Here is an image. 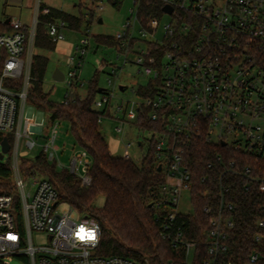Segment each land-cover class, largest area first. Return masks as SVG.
<instances>
[{
  "label": "built area",
  "instance_id": "2783aa9c",
  "mask_svg": "<svg viewBox=\"0 0 264 264\" xmlns=\"http://www.w3.org/2000/svg\"><path fill=\"white\" fill-rule=\"evenodd\" d=\"M89 1L92 7L85 18L89 20L93 12V23L99 20L97 12L102 7L97 1ZM141 1L132 0L131 17L114 37L122 66L134 63L147 84L140 87L142 94L140 89L132 91L134 99L126 103L125 111L117 106L116 112H124L138 126L146 120L158 123L155 131L139 126L151 134L149 147L154 141L156 163L162 167L165 180L153 207L162 225V238L180 248L190 262L195 244L183 239V227L177 223L179 196L182 190H192L183 145L203 139L209 145L229 147L234 152L254 155L257 162L264 161V0H153L163 9L172 10L171 14L162 11L171 22L164 26L161 37L158 28L162 15L143 18ZM42 4L36 0L30 24L11 20L8 31L0 27V148L3 134H13L11 150L15 148L16 159L12 169L17 191L0 194V264H14V260L23 264H144L97 255L101 237L98 222L61 202L48 179L24 178L20 173L18 158L28 155V151L19 152L22 138L33 149L36 143L30 138L32 131L42 133L41 127L33 126L34 109L26 112L38 17L49 13L48 6L40 11ZM47 28L56 44L64 40V31L69 29L63 21L49 23ZM92 37L90 27H86L76 48L79 57L66 60L71 70L64 82L72 89L71 94L84 86L79 76ZM116 73L117 69L113 70ZM109 85L114 83L109 80ZM114 92L103 90L96 109L109 111ZM117 131L123 132V127ZM56 136L54 128L43 148L49 160L57 157ZM129 147L123 158L131 159ZM90 167L91 158L81 149L68 169L79 177L82 186H89ZM251 171V167L239 168L236 161H231L225 172L248 177ZM228 191L220 185L221 205L218 215L209 221L208 258L204 264H217L219 256L228 251V230L235 227L223 213L224 208L232 210L223 199ZM211 211L210 206L204 209L207 214ZM34 235L43 236L46 243L35 246ZM254 240L264 246V219L259 222ZM246 264H264V256L253 254Z\"/></svg>",
  "mask_w": 264,
  "mask_h": 264
},
{
  "label": "trees",
  "instance_id": "16d2710c",
  "mask_svg": "<svg viewBox=\"0 0 264 264\" xmlns=\"http://www.w3.org/2000/svg\"><path fill=\"white\" fill-rule=\"evenodd\" d=\"M124 1L110 0V4L119 9ZM45 7L47 5L42 4L40 11ZM48 7L49 13H40L38 17L28 99L39 111L49 112L53 123H69L77 145L87 151L91 158L89 175L92 182L89 186H82L77 175L72 174L68 168L59 170L57 161L52 160L51 164L44 152L33 160L19 162L22 177L40 176L48 179L58 192L61 202L98 222L101 237L97 255L118 256L144 264H204L208 258L209 221L218 215L222 185L229 189L223 199L228 206H232L231 211L224 208L223 213L232 219L235 227L228 230V251L219 256L217 264L228 261L246 264L253 254L264 256V246L254 240L259 231V222L264 219V179L257 178L264 177V161L257 162L254 155L234 152L229 147L209 145L203 139H192L183 145L184 158L192 175L191 201L194 213L189 216L179 214L177 223L183 227V239L195 244L191 262L180 248H174L162 238V225L155 208L150 207L165 183L164 175L159 172L156 163L154 141H151L140 164L133 159L112 155L100 131L101 117L109 111H99L95 107L103 91L96 80L90 83L84 97L77 92L68 94L60 104L52 102L49 94L44 91L49 58L38 52H52L57 47L49 37L48 24L63 21L70 30L80 31L83 26L90 27L95 16L91 12L89 20H86L81 11L80 15H72ZM162 11V5L156 1H141L140 13L147 20L161 17ZM95 42L97 47L118 49L114 36L98 35ZM139 93L142 94V89ZM139 126L144 130H158V123L148 120L139 123ZM4 138L11 147L14 146L13 134H7ZM218 157H221L220 161ZM231 161H236L239 168L251 167L250 175L235 176L225 172ZM14 190L12 166L9 162H0V194H13ZM101 195L105 197V203L96 208L94 202ZM208 206L212 207L209 214L204 212Z\"/></svg>",
  "mask_w": 264,
  "mask_h": 264
},
{
  "label": "rangeland",
  "instance_id": "374dc122",
  "mask_svg": "<svg viewBox=\"0 0 264 264\" xmlns=\"http://www.w3.org/2000/svg\"><path fill=\"white\" fill-rule=\"evenodd\" d=\"M42 3L58 8L72 15H86L87 9L92 7L89 0H41ZM5 0H0V21L3 17ZM98 7H102L97 12L99 20H95L90 30L93 35L91 39V46L88 53L83 58V67L80 72V82L84 86L78 87V93L86 95L90 88V83L93 80L98 81L99 88L107 91H114V98H112L109 112L102 116L100 131L106 139L110 151L114 157H124L126 147L128 153L136 163L140 164L146 155L149 148V138L151 134L143 131L135 121H130L125 116L124 112H116L117 106H123V110L127 108V102L134 99L133 90H139L147 84V80L138 73V67L134 63H128L122 66V60L118 59V52L115 49L106 48L103 46L97 47L95 37L98 35L117 36L122 32V26L131 17V10L134 8L132 0H125L119 9L111 6L110 0H101L97 3ZM102 20V23L100 21ZM171 22V17L162 14L161 21L158 28V37H161L164 26ZM86 26H83L80 31L67 29L64 31L65 38L57 44V47L52 52L39 51L41 55L49 58L48 71L44 80V91L49 94V99L54 103H63L68 94L72 93L65 82H58L53 79L54 72L59 69L64 75H68L71 68L66 65L67 58L79 57L76 48L80 46ZM77 53V54H76ZM117 69V73L113 74V70ZM109 80L114 83V86L109 85ZM75 83V81H74ZM115 87V89H114ZM120 87L125 90L121 91ZM100 98V96L98 97ZM34 109V115L42 112L27 99L26 112L29 109ZM99 111H103L99 109ZM43 120L39 124L42 128V133L33 132L30 138L35 141L36 146L29 149L25 142L26 138H22L19 146V152L28 151V155L18 158V162L22 160H33L43 152V148L52 137L54 128L57 129V136L55 146L57 149V168H69L73 157L80 154L81 149L77 145L74 136L71 133L70 125L67 122H52L49 112H42ZM124 122V123H122ZM123 127V132H118L117 128ZM264 127V124H262ZM7 134H3L6 136ZM139 143H142L139 146ZM1 151V148H0ZM16 159L15 148L5 155L2 162H9L11 166L14 165ZM27 162V161H25ZM27 164V163H26ZM51 164L53 161L51 160ZM27 166V165H26ZM16 193L17 191L14 190ZM14 192V193H15ZM105 203V197L99 196L94 202L96 208L102 207ZM178 214L189 216L194 213L193 204L191 201V193L189 190H182L179 196V204L177 206ZM34 245L42 246L46 243V239L40 235H34ZM191 262V259H190ZM14 264H23L19 260H14Z\"/></svg>",
  "mask_w": 264,
  "mask_h": 264
},
{
  "label": "crops",
  "instance_id": "0c3cea01",
  "mask_svg": "<svg viewBox=\"0 0 264 264\" xmlns=\"http://www.w3.org/2000/svg\"><path fill=\"white\" fill-rule=\"evenodd\" d=\"M35 3L36 0H5L4 12L0 21V27L3 30L8 31V24L11 20H19L24 25L30 24L35 9ZM80 95L83 96L82 94ZM42 118L43 113L40 112L32 121L33 126L38 127L43 120ZM33 132L37 133L36 129H34L32 133Z\"/></svg>",
  "mask_w": 264,
  "mask_h": 264
},
{
  "label": "water",
  "instance_id": "95a60500",
  "mask_svg": "<svg viewBox=\"0 0 264 264\" xmlns=\"http://www.w3.org/2000/svg\"><path fill=\"white\" fill-rule=\"evenodd\" d=\"M163 10H164V12H166L168 14L172 13V10L168 7H165ZM100 23H102V20L100 21ZM53 79L55 81H58V82H64L65 75L63 74L62 71L57 69L53 74ZM223 146H226V144L223 143ZM10 151H11V145L9 144L7 139H4L2 142V149L0 151V162H2L4 160L5 155L8 154ZM161 171H162V167L160 166L159 172H161ZM150 207H153V204H151Z\"/></svg>",
  "mask_w": 264,
  "mask_h": 264
}]
</instances>
